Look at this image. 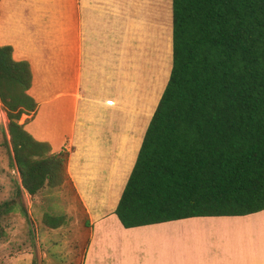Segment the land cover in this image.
I'll return each instance as SVG.
<instances>
[{
	"label": "trees",
	"instance_id": "obj_1",
	"mask_svg": "<svg viewBox=\"0 0 264 264\" xmlns=\"http://www.w3.org/2000/svg\"><path fill=\"white\" fill-rule=\"evenodd\" d=\"M170 13L168 77L112 212L124 229L264 210V0H170ZM11 53L0 47L2 143L17 191L33 198L65 182L68 153L49 154L17 123L35 103L29 66Z\"/></svg>",
	"mask_w": 264,
	"mask_h": 264
},
{
	"label": "crops",
	"instance_id": "obj_2",
	"mask_svg": "<svg viewBox=\"0 0 264 264\" xmlns=\"http://www.w3.org/2000/svg\"><path fill=\"white\" fill-rule=\"evenodd\" d=\"M141 1L0 0V47L10 46L12 59L26 62L31 74L26 94L35 108L21 115L24 120L18 123L34 141L47 144L49 154L62 150L68 153L66 182L73 187L91 230L83 253L86 264H135L131 255L141 253L146 260L143 264H153L157 250L147 253L149 248H145L147 244L141 237L170 226L179 228L171 232H177L185 243L179 242L178 247L170 236L162 240L168 246L163 248L157 264H264V210L245 216L195 217L129 229H124L112 213L122 189L112 202L108 199L113 184L111 175L106 179L110 173L103 140L107 133L102 128L94 158L88 154L94 132L92 118L84 117L82 127L79 117L87 108L85 91L90 88V79L85 76L91 78L95 74L100 81L103 77L95 66L98 59L100 63L106 60L109 63L110 56H120L117 60V77H120L124 56H137L129 53L130 39L138 36L137 31L129 28L139 24L135 15L144 6ZM144 67L141 62L139 68ZM139 68L130 69L135 73ZM0 118H4L2 111ZM105 120L103 114L101 122ZM79 126L82 135L78 133ZM128 136L126 132V139ZM141 138L140 135L124 179L133 165ZM81 153L82 157L77 158ZM92 163L96 170L93 176L89 175ZM81 168L83 175H79ZM88 188L93 189L92 194ZM186 225L200 229L199 233L190 234L204 236L205 231L214 230L212 233L218 234V241L208 242L206 253L200 255V248L199 251L192 248L194 239L187 240L184 235L188 232L180 229ZM154 237L147 241H154Z\"/></svg>",
	"mask_w": 264,
	"mask_h": 264
},
{
	"label": "rangeland",
	"instance_id": "obj_3",
	"mask_svg": "<svg viewBox=\"0 0 264 264\" xmlns=\"http://www.w3.org/2000/svg\"><path fill=\"white\" fill-rule=\"evenodd\" d=\"M142 3L144 6L139 7L136 15L130 13L139 19L137 27L129 28L130 31L135 29L138 35L134 37L135 39H130L129 53L134 52L137 56H124L125 63L120 77H117V58L120 56H110L109 63L107 60L100 63V59L97 64L95 63L103 76L102 82L95 74L91 78L85 76L86 79H90L88 80L90 88L85 91L87 98L84 101L87 108L82 110L79 120L82 121L83 127V118H92L90 121L93 123L94 132L88 154L94 158L99 150V135L102 128L107 133V137L103 140L110 163V173L106 174V179L111 175L113 184L108 193L111 202L125 183L126 170L131 164L139 137L143 134L142 130L148 123L166 83L171 65L170 0H143ZM140 32L143 34H139ZM141 62H144V68H139ZM132 67L139 69L134 73V70L130 69ZM105 80L108 82L105 83ZM17 90L21 91L20 88ZM0 111L4 117L0 118V205L13 201L11 210L0 214V264H86L83 261V253L91 230L86 224V215L75 197L73 187L65 180L54 189L44 187L33 198L23 191H17L19 179L9 164L7 150L2 143L4 136L6 140L8 137L5 130L7 119L1 104ZM103 114L106 118L104 123L101 122ZM22 120L24 118L20 116L18 122ZM126 132L129 135L128 139ZM78 133L82 135L81 126ZM82 155L83 153L77 158H81ZM118 157L120 160H117ZM94 163L89 166L91 176L96 171ZM83 172L84 168H81L79 175H83ZM86 190L89 194L93 193L92 188ZM43 215L63 216L64 219L60 227L47 229L42 224ZM176 229L179 228L170 226L161 229L160 232L151 231L141 237V241L147 244L145 248H149L146 250L147 253H151L153 249L157 250L156 262L153 264H157L163 248L168 246L167 243H163L168 236L172 237L178 247L179 242L185 243V239L179 237L177 232H171ZM180 229L188 232V235H184L187 240L194 239L192 248H198V251L200 248V255L206 253L208 242L218 241V234L212 233L214 230L211 229L208 230L210 232L205 231L204 236L190 234L200 231L192 225ZM29 235L34 238L33 243ZM152 237L154 241H147ZM131 257L135 264L144 263L145 258L142 253Z\"/></svg>",
	"mask_w": 264,
	"mask_h": 264
}]
</instances>
